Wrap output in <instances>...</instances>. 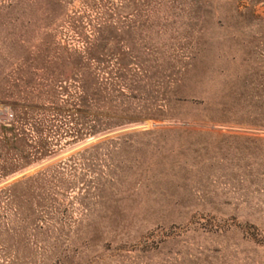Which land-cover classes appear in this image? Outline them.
<instances>
[{"label": "rangeland", "instance_id": "rangeland-1", "mask_svg": "<svg viewBox=\"0 0 264 264\" xmlns=\"http://www.w3.org/2000/svg\"><path fill=\"white\" fill-rule=\"evenodd\" d=\"M0 113V264H264V0H0Z\"/></svg>", "mask_w": 264, "mask_h": 264}, {"label": "trees", "instance_id": "trees-1", "mask_svg": "<svg viewBox=\"0 0 264 264\" xmlns=\"http://www.w3.org/2000/svg\"><path fill=\"white\" fill-rule=\"evenodd\" d=\"M92 102L96 105L98 101ZM48 127L44 128L42 122H36L27 114L25 116L10 115L9 119L0 123V155L2 152H7L14 156V160L8 167L0 166V177L20 170L51 152L46 139L42 136L43 128ZM99 129L95 121L89 133L94 134ZM72 134L76 138L81 136L79 130H73Z\"/></svg>", "mask_w": 264, "mask_h": 264}, {"label": "water", "instance_id": "water-1", "mask_svg": "<svg viewBox=\"0 0 264 264\" xmlns=\"http://www.w3.org/2000/svg\"><path fill=\"white\" fill-rule=\"evenodd\" d=\"M0 116H1V113H0ZM153 126H154V124H151V123H140V124L134 125L133 127H122L120 129L113 130L107 134L122 133V132H126L128 130H131V129L132 130L133 129H145V128H149V127H153ZM17 176L22 178L25 176V172H22V173L18 174Z\"/></svg>", "mask_w": 264, "mask_h": 264}]
</instances>
